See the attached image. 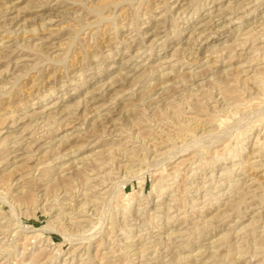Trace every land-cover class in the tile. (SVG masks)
I'll list each match as a JSON object with an SVG mask.
<instances>
[{"label": "rangeland", "instance_id": "obj_1", "mask_svg": "<svg viewBox=\"0 0 264 264\" xmlns=\"http://www.w3.org/2000/svg\"><path fill=\"white\" fill-rule=\"evenodd\" d=\"M0 264H264V0H0Z\"/></svg>", "mask_w": 264, "mask_h": 264}]
</instances>
